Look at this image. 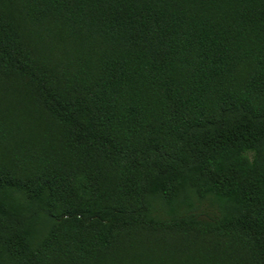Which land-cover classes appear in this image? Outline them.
I'll list each match as a JSON object with an SVG mask.
<instances>
[{"label": "trees", "instance_id": "obj_1", "mask_svg": "<svg viewBox=\"0 0 264 264\" xmlns=\"http://www.w3.org/2000/svg\"><path fill=\"white\" fill-rule=\"evenodd\" d=\"M0 264H264V0H0Z\"/></svg>", "mask_w": 264, "mask_h": 264}]
</instances>
